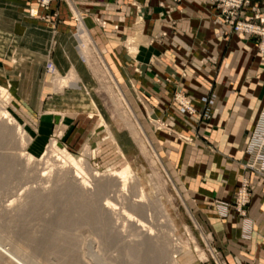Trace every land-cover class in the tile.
<instances>
[{
	"label": "rangeland",
	"instance_id": "1",
	"mask_svg": "<svg viewBox=\"0 0 264 264\" xmlns=\"http://www.w3.org/2000/svg\"><path fill=\"white\" fill-rule=\"evenodd\" d=\"M38 14L37 8L29 11ZM13 15L11 7L0 6V113L13 118L8 123L0 117V246L6 250L0 249V264H237L228 261L194 210L191 178L204 167L191 150L206 143L209 152L217 151L206 142V134L197 133L199 126L192 135L176 123L172 126L169 113L163 118L149 114L139 89L133 85L129 97L109 70L110 78L93 40L79 39L97 80L91 81L88 94L78 90L73 70L44 76L46 61L52 59L56 68L64 65L63 50L55 38L49 51L38 28H29L25 37H8L11 24L5 21ZM6 61L17 69L7 67ZM201 61L193 66L208 75L212 68ZM219 69L200 110L192 104L200 88L192 96L177 83L171 102L180 110L176 95L183 96L195 109L192 115L180 111L185 127L205 106L210 112ZM45 77L55 94L43 105ZM219 82L224 89L230 85L226 78ZM209 119L200 116L197 124ZM65 154L78 160L87 185L80 178L73 181L76 171L63 163ZM126 164L125 189L111 177L107 189L97 190L109 171L118 172ZM251 191L250 182L244 217L234 199H211L220 219L241 218L236 226L244 241L254 232V220L247 214ZM218 202L229 203L226 216L220 215Z\"/></svg>",
	"mask_w": 264,
	"mask_h": 264
},
{
	"label": "crops",
	"instance_id": "2",
	"mask_svg": "<svg viewBox=\"0 0 264 264\" xmlns=\"http://www.w3.org/2000/svg\"><path fill=\"white\" fill-rule=\"evenodd\" d=\"M260 1L253 0L252 6ZM159 2L164 3V8ZM0 6H9L14 12L5 21L11 24V31L6 32L8 37H25L29 28H38L47 40L49 51L56 38L65 57L64 65L58 68L51 59L56 70L65 75L73 70L80 86L78 90L88 94L91 81L96 83L97 80L78 52L76 24L70 10L73 6L85 16L78 39L84 42L92 38L109 68L103 65L110 78L113 74L129 97L134 85L139 89L138 96L145 109L154 118H163L169 113L172 126L176 123L192 135L199 126L197 133L206 134V142L217 151L209 152L206 143L191 150L194 155L198 154L204 167L200 174L191 178L197 198L194 210L229 262L264 264V179L248 174L252 191L247 214L254 220L250 240L244 241L240 236L236 222L241 218L236 217L235 221L220 219L211 203L214 198L231 202L241 177L247 176L242 168L247 133L264 104V58L257 52L253 39L228 35L220 17L206 9L204 0H180L178 3L173 0H60L52 1L46 8H38L37 0H0ZM138 7L143 13L142 21L138 20ZM35 8L39 9L38 16L29 15ZM54 11L58 13L57 20L46 18ZM168 18L175 21L176 35L171 34ZM158 30L168 33L161 42L151 39L152 33ZM238 52L240 58L237 60ZM82 54L87 59L83 49ZM199 60L211 66V73L204 74L200 67L193 66ZM6 63L7 67L17 69L14 63ZM216 66L221 72L215 79L216 97L210 108V119L198 125L201 115L195 114L190 116L194 119L188 120L185 127L182 113L171 102L177 83L182 82L184 90L192 96L198 93L196 88H200L201 92L192 97L193 106L200 110ZM46 74L49 73L44 76ZM224 78L230 80L226 89L219 82ZM50 83L46 77L43 79L40 98L43 105L54 93L55 88Z\"/></svg>",
	"mask_w": 264,
	"mask_h": 264
},
{
	"label": "built area",
	"instance_id": "3",
	"mask_svg": "<svg viewBox=\"0 0 264 264\" xmlns=\"http://www.w3.org/2000/svg\"><path fill=\"white\" fill-rule=\"evenodd\" d=\"M52 1L60 0H37L40 7L46 8ZM253 0H204L206 9L212 14L220 17L224 26L227 28V34H237L243 36L245 39H253L254 46L259 55L264 58V0L258 4L252 6ZM174 3L180 2V0H173ZM70 4V3H69ZM159 6L164 8V3L159 2ZM70 10L73 15V19L76 24L77 48L82 60L85 58L82 54L80 41L78 39L80 24H84V14L73 6H70ZM138 20H143V13L140 8H137ZM46 18L58 19V13L52 12L51 15H47ZM167 22L172 28L171 34L176 35L175 21L168 19ZM168 33L164 30H158L152 33V40H161L166 37ZM45 70L49 74H54L56 68L52 61L48 60L45 64ZM178 104L180 105V111L184 114H194L195 109L190 104V101L183 96L176 95ZM206 104L208 100L204 98ZM202 118H210L209 108L206 106L200 113ZM245 160L242 163L243 170L247 176L243 177L242 184L236 191L233 204L236 207L237 213L241 216H245L244 207L248 203V188L250 179L248 174H253L257 178L264 179V104L260 108L258 116L254 122V125L247 133V139L244 146ZM241 187V188H240ZM218 210L221 216H226L229 212L230 205L228 202H218Z\"/></svg>",
	"mask_w": 264,
	"mask_h": 264
},
{
	"label": "bare ground",
	"instance_id": "4",
	"mask_svg": "<svg viewBox=\"0 0 264 264\" xmlns=\"http://www.w3.org/2000/svg\"><path fill=\"white\" fill-rule=\"evenodd\" d=\"M82 28V27H81ZM80 30V29H79ZM91 40V39H90ZM134 48V47H133ZM68 77V76H67ZM72 85V87H75L76 85L75 84H71ZM125 100V99H124ZM3 108V107H2ZM0 117L2 118V119H6L7 121H8V123H13L12 122V119L13 118H10L9 117V115H7L6 114V112H1L0 113ZM0 118V119H1ZM6 123V122H5ZM17 124V123H16ZM17 128V127H16ZM53 147H54V149L56 148L57 149V147L56 146H54L53 145ZM155 152V151H154ZM26 156H27V159L28 160H30L31 158H32V155H30V154H26ZM0 157H2V156H0ZM157 157V156H156ZM4 158V157H3ZM2 160H5V158L4 159H2ZM1 160V161H2ZM58 160V159H57ZM60 160H62L61 158H60ZM78 161V160H77ZM76 160H75V158L74 157H72L71 155H67V154H65L64 155V160H63V163L65 164L66 162L70 165V166H72V167H74L75 168V174H74V178H73V181H76L77 182V178H80L81 179V183H82V185H87V183H86V181H85V179H84V176L83 175H85V173H84V171H83V169L81 168V166L79 165V163L77 162ZM1 163V162H0ZM6 163V162H5ZM4 164V163H3ZM89 172V171H88ZM129 175V167L127 166V164L123 167V168H121V170L120 171H118V172H116V171H114V170H112V171H109V173H108V176H107V178H105V179H103L102 181H99L98 183H97V186H96V188H97V190H104V189H107L108 188V186H109V183L111 182V180H112V178L111 177H117L118 179H119V182H120V184H121V187H122V189H125V186H126V183H127V180H128V176ZM131 175V174H130ZM106 176V175H105ZM94 178V177H93ZM75 183V182H74ZM80 183V184H81ZM107 203H109V202H107ZM0 249H2V250H4L1 246H0ZM6 252V250H4V253ZM8 253V252H7ZM162 253V252H161ZM8 255V254H7ZM15 260V259H14ZM18 262V261H17ZM22 263V262H21ZM18 264H20V263H18Z\"/></svg>",
	"mask_w": 264,
	"mask_h": 264
}]
</instances>
